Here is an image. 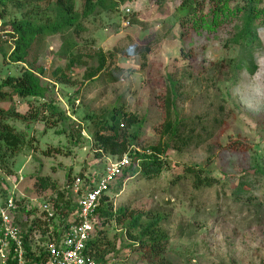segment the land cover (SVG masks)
<instances>
[{"label": "rangeland", "instance_id": "374dc122", "mask_svg": "<svg viewBox=\"0 0 264 264\" xmlns=\"http://www.w3.org/2000/svg\"><path fill=\"white\" fill-rule=\"evenodd\" d=\"M179 3L126 0L118 10L86 22L88 32L82 43L106 53L109 66H118L116 79L110 82L100 77L88 82L84 66L73 70L71 84L56 83L58 105L71 121L56 127L36 123L27 129L30 140L10 161L11 175L0 169V200H25L26 210L39 213L55 196L51 191H38L36 177L44 176L54 179L60 192L69 193L77 203L82 195L74 191L79 174L100 176L107 163L92 149L88 133L92 126L85 117L102 116L122 104L138 118L134 148L148 150L165 141L166 96L173 82L177 83L175 104L180 118L189 124L198 120L204 132L194 133L200 138L189 148H169L165 155L169 169L150 179L138 169L124 178L121 187L114 184L107 194L112 211L127 208L128 212L163 216L161 226L169 236L166 257L171 264H264V15L257 28L260 42L245 53L254 72L244 68L233 72L230 66L241 51L231 41L237 21H227L215 33L203 28L181 38L177 26L167 33ZM261 6L264 9V0ZM209 9L207 4L206 12ZM8 20L0 18V82L19 75L23 66H41L48 80H56L53 70L65 63L57 55L61 38H46L26 65L14 63L10 59L14 42L5 25ZM26 108L22 100L20 110ZM73 122L88 128L79 136L72 129ZM9 123L26 131L15 119ZM230 141H241L250 150L229 149ZM178 164L180 168L203 167L219 181L197 191L189 183L177 182L179 171L174 165ZM255 164L263 171H256ZM104 229L115 248L107 257L109 264H147L138 246L128 239L124 225L112 220Z\"/></svg>", "mask_w": 264, "mask_h": 264}, {"label": "trees", "instance_id": "16d2710c", "mask_svg": "<svg viewBox=\"0 0 264 264\" xmlns=\"http://www.w3.org/2000/svg\"><path fill=\"white\" fill-rule=\"evenodd\" d=\"M126 0H0V18L7 19L5 25L10 27V37L14 42V52L10 59L17 64L26 65L29 58L48 37L59 36L61 47L57 53L58 58L65 61L64 66H56L52 75L56 80L50 81L45 77V69L41 66L33 68L23 66L19 75L7 76L0 82V104L8 103L10 106L0 105V169L11 175L9 163L15 158L20 149L27 144L30 137L27 129L36 123H44L50 127L59 124L66 126L71 117L60 108L61 99L54 94L56 83L71 84L73 70L86 67L85 78L89 81L100 77L114 82L115 71L118 66L112 68L108 56L102 50L94 51L93 45L83 44L81 38L88 32L86 22L95 19L99 14L109 13L119 9L121 3ZM162 3L163 0H156ZM180 0L175 7L174 23L167 29L171 32L175 26L180 31V37L184 38L190 32H198L206 29L215 33L229 20L237 21L235 33L231 39L240 51V57L233 60L230 66L235 72L237 69H246L253 73L246 54L254 49L260 42L257 28L263 19L264 9L262 0ZM207 4L210 9L206 12ZM6 27V26H5ZM38 60V58H37ZM96 62L91 66L90 62ZM37 63V62H36ZM117 67V68H116ZM121 68V67H120ZM123 69V68H121ZM119 72V71H118ZM177 83L171 82L166 96V118L163 125L162 138L156 146L148 150L139 151L134 148L139 132L135 128L139 123L138 118L124 110L122 104H117L102 116L87 115L92 130H88L93 151L96 157L120 160L125 155L130 158V167L124 171L122 178L118 180L121 187L124 178L135 175L138 169L143 171L147 178L160 174L163 169H169V163L165 158L169 148L184 149L196 144L198 141L194 135L199 129L200 122L191 124L182 120L176 109ZM26 100L27 108L20 110L21 101ZM9 119H15L25 125L26 131L20 132L9 123ZM76 121V120H75ZM138 123V124H137ZM81 124V123H80ZM73 122L72 129L78 131L81 136L83 129L88 126ZM82 126V127H81ZM135 128L136 131H129ZM65 131V130H63ZM64 133V132H63ZM229 149L240 152L249 151V147L241 141H230ZM257 162V160H254ZM179 171L177 182L189 183L195 190L200 191L211 188L218 183V178L211 175L205 168L174 165ZM256 171H263L261 166L255 164ZM132 174V175H131ZM81 193L89 184L90 176L81 172ZM68 180L71 175L68 174ZM36 186L38 191H51L55 196L48 202L53 203L54 218L51 223L36 214L37 210L20 208L15 213V221L25 230V246L29 254L38 252L39 243L31 240L35 231L42 235L40 242L57 239L62 235L61 230L77 222L78 206L69 193L60 192L59 184L51 177L37 176ZM118 190V189H117ZM115 192V190H114ZM5 198L6 193H1ZM25 201V200H24ZM18 201V204L24 202ZM109 195H104L97 207L93 220V239L88 244L91 255L100 264H109L107 257L115 250L113 243L104 234V227L114 220L119 225H124L127 237L132 245H137V251L141 259L147 264H171L167 257L169 236L162 228L163 216L152 215L142 211H129L121 208L113 213ZM31 224V227H29ZM53 231L50 233V227ZM0 222V238L2 236Z\"/></svg>", "mask_w": 264, "mask_h": 264}, {"label": "built area", "instance_id": "2783aa9c", "mask_svg": "<svg viewBox=\"0 0 264 264\" xmlns=\"http://www.w3.org/2000/svg\"><path fill=\"white\" fill-rule=\"evenodd\" d=\"M126 7V6H125ZM130 13V9H125ZM129 25V21L126 23ZM105 168L100 176H91L89 184L81 193L82 181L76 179L74 191L80 196L77 201V222L65 229L57 239L40 242L42 235L35 231L31 237L39 243L38 252L29 254L25 246V230L16 223L15 213L20 208L27 207L24 202L13 198L0 200V222L2 236L0 238V264H100L91 255L88 244L93 239V220L97 207L104 195L111 192L113 185L123 177L124 171L130 167V158L125 155L120 160L106 159ZM53 203L42 206L38 216L44 213V218L51 223L54 218ZM31 227V224L30 226ZM53 231L50 227L49 232Z\"/></svg>", "mask_w": 264, "mask_h": 264}]
</instances>
